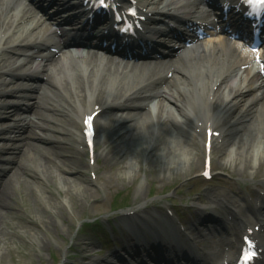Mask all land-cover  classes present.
<instances>
[{
  "label": "bare ground",
  "instance_id": "1",
  "mask_svg": "<svg viewBox=\"0 0 264 264\" xmlns=\"http://www.w3.org/2000/svg\"><path fill=\"white\" fill-rule=\"evenodd\" d=\"M12 25V21L5 18L3 7L0 6V61L8 62L5 66L0 67V96L17 94L26 99L29 94L28 86L19 83L15 87H11V90L7 89L4 87L7 78L11 79L14 74L30 77L35 71H40L46 67L48 60L45 58V60L35 61V56H44V54L37 53L38 55H35L32 38L7 37L12 30ZM14 56L23 58V68H19L20 66L16 68V65H13L16 64V57ZM26 67L29 69L22 70ZM178 70L179 75L171 78L164 94L158 99L149 97L151 92L145 84L149 77L145 81L130 84L124 82L125 80L121 78L118 72L101 73L78 70L73 82L66 77L62 79L61 74L55 77L51 76L40 87L45 93L44 101L40 100L42 110L38 113L44 121L40 126L47 130L54 129L70 134L71 141L76 145L72 157L77 161L70 159L68 162H72V164H69L66 160L64 164L68 165L63 167L64 165H59L56 160L43 162L33 160L30 166L20 164L14 166L12 173L7 178H10L12 174L19 173L21 176H19V182L24 179V181L33 184V180L23 176L24 174L30 175L39 180V184L43 186L42 189L47 187L44 191L53 194L48 188V182L54 178L50 170L55 166L57 171L62 174L64 181H77L78 184L80 183L79 185L81 183L86 184V186L81 185L82 188L78 190L73 186L74 190L67 192L71 200L76 202L77 207L86 209L91 199L98 200L102 192H105L108 197L113 196L114 199L128 196V193H123L119 188L116 189L119 184L124 183V179L120 180L118 176L117 182L119 184L117 185L115 181L112 184L111 180L106 179L104 173H113L120 168L122 163L125 174L131 171L130 164L133 161L140 166L142 155H138L136 147H144L145 144L148 169L144 172L150 181L154 177H156L155 179L161 177L166 179V176L173 180L180 175L198 173L201 167L205 165L207 157H213L214 151L217 149L227 150L230 142L231 149L228 160L224 162L227 164L223 163L218 167L224 165L230 166L231 169L233 167L234 170L241 171L242 176L254 177L258 175L264 167V95L259 100L258 95H251L249 88H244L240 81H230L225 75V64L215 58L190 56L179 61ZM149 100L154 102L156 114L151 109H133L117 115L106 111L107 106L120 102L128 109L130 104L142 106ZM127 102L130 104L125 105ZM87 103L90 107L89 112L83 107ZM93 112L95 115H92ZM71 113L76 119L70 123V129H61L57 125L51 124V121L59 122V119L54 115ZM142 114L146 117L143 116V119H141L142 117L139 119L138 116H142ZM102 115L103 117L106 116L107 119V122L103 124L99 122ZM89 116L93 117L92 121L94 125L96 124L94 131L98 137L102 138L93 148V158L96 162L94 166L85 156V151L89 148L85 139L84 120ZM247 119L250 121L243 122ZM134 128L135 130H133ZM209 129L212 131L211 137L207 136ZM232 134L234 135L233 138ZM15 135L22 136V139L30 136L39 137L32 129L27 130L22 135ZM15 135L12 137L11 134H3V137L14 138ZM44 135L48 139H62L57 135ZM129 137H133L129 146H134L133 150L131 149L134 160L128 155L122 157L121 152H124L126 146L117 144L120 139H128ZM260 137L263 138V143ZM236 138L238 139L237 142H235ZM206 142L211 147L210 156L205 154ZM98 143L103 147L101 155L96 154ZM160 146L162 147L160 153H151L158 150ZM256 148L260 150L257 159L254 153ZM0 158H4V156H0ZM255 161L258 165L255 164ZM60 162L63 160L61 159ZM181 164L184 167L180 166ZM155 167H159L160 171H157ZM87 168H91L92 175L87 172ZM249 168L252 169L251 174L248 171ZM136 177L137 175L134 174L131 179L134 181ZM7 178L0 182V223L3 222V217H8L11 213L8 210L15 207L12 204V192L5 190ZM95 181H102L104 186L102 191L99 188L93 190L89 186V183ZM32 189L37 194V189ZM138 189L139 187L136 191ZM105 203L106 200L103 198L100 206L105 208ZM44 206L45 211L39 212L40 214L52 211L50 203ZM61 219L64 220V217L61 216ZM251 219L253 220L252 215ZM47 223L50 224L47 226L53 225L50 222ZM155 227H159V225H155ZM160 227H162V232H165L164 227L162 225ZM138 232L137 238L141 235L139 230ZM261 234L264 236V231ZM38 240L39 237L37 236ZM38 242L44 243L42 240ZM130 244L133 250L136 249L137 245ZM112 255L117 260L120 259V254L115 251ZM105 260L107 262L109 258ZM141 260L143 259L141 258ZM99 262L101 263V261L95 260L91 264H100Z\"/></svg>",
  "mask_w": 264,
  "mask_h": 264
},
{
  "label": "rangeland",
  "instance_id": "2",
  "mask_svg": "<svg viewBox=\"0 0 264 264\" xmlns=\"http://www.w3.org/2000/svg\"><path fill=\"white\" fill-rule=\"evenodd\" d=\"M14 82L11 84H14ZM36 92L37 93H34L33 97L29 98L28 101L17 100L18 98L16 97L18 103L17 107L11 106L13 103H3L6 105V108H0V124H4L3 128L10 125L12 128H16V133H24L26 129H17V123L25 122L28 128L33 124L31 122L32 120H41V118L38 117V112L33 113V111L39 109L38 102L40 100L44 101L45 93L39 94V92H42L39 90ZM9 97L10 96H5V98ZM25 106L29 107L26 111H24ZM17 108L19 109L15 110ZM25 115H28L29 119H25ZM54 116L61 120L57 123L59 128L64 129L71 128L70 123L75 119V116L72 114H57ZM100 121L102 124L107 122L105 118L100 119ZM54 123L55 122L51 121V124L54 125ZM32 128L37 134L45 132L50 136L57 135L63 138V140L57 142L56 140H45L41 138L42 140L39 141L37 139L40 138L36 137H29L27 139L17 137L13 141L20 142V144L12 145V142L7 144L6 142H8V140L0 137V154L6 155L4 156L5 159H0V182L5 180L7 176L12 173L13 167H16L18 162L30 166L33 160L43 162V160L56 159L59 163L58 160L62 159L63 162L59 163L60 165L66 163V160L67 163L72 164V162H68V160L72 158L71 154L75 149V145L71 142L70 134L53 129H50V131L46 129L43 130L38 126ZM129 138L130 139L122 138L117 144H119V146H126L124 152H121L122 157L128 155L134 160V155L132 153V148L134 146H129L133 137ZM29 142L35 144L39 150L28 148ZM4 143L7 145H4ZM101 150L102 147H99L97 153L99 154ZM136 150L138 155H142L140 166L133 161L130 164L131 171L125 174L122 163L120 168L113 173H104L106 179L111 180L112 184H114V181L117 185L119 184L117 182L118 176L120 180L124 179V183L116 187V189H121L123 193H128L129 196H126L125 199L119 198V200H124V203L135 204L142 201L150 203L148 197L153 194H160L163 189H165L166 192L169 190L173 193L167 196V198L169 197L166 200L168 202L165 201V204L162 203L164 204L161 207L162 210L169 212V209H171L172 212L186 214L191 212L192 209L194 210V208L205 207L212 201L214 196H216V193L220 194L225 189L232 191L235 197H240L239 190L245 189L251 191L255 188L257 191L258 189L256 186L261 182L262 175L256 178L255 182L257 184H254L252 183L253 180L247 181L251 178H244L240 176L241 174L237 175V170L219 168L218 165L228 160V152L223 154L215 153L217 167H214L213 177L211 179L202 177L201 168L200 172L198 171V173L193 175H180L176 177L174 183H172L171 179H168L167 176L166 179L163 177L155 179L156 177H154L153 180L150 181L144 172L148 169L146 157L143 156L145 144L144 147H136ZM161 150L162 148L152 153H160ZM124 165H126V163H124ZM180 166L184 167L183 164ZM155 169L160 171L159 167H155ZM50 171H52L54 178L48 182V188L53 194L44 191L47 187L42 189L43 186L39 184V180L30 175L24 174L23 176L33 180V184L24 181V179L19 182V173H16V175L12 174L10 178H7L5 190L12 192V204H14L15 207L8 210V212L11 213L8 217H3V222L0 223V264H91V262L95 260L101 261L102 264H112V252L114 250H119V252L123 251L122 244L126 242L125 237H127L125 235L126 230L124 229L120 217L110 218L116 205L115 203L118 200L114 199L113 196L108 197L105 192H102L98 200L91 199L86 209L77 207L76 202L71 200L67 192L74 190L73 186L78 190L81 189L82 186H86V184L81 183V186L77 181H64L62 174L57 171L55 166H53ZM134 174L137 175V177L133 181L131 177ZM89 186L92 187L93 190L99 188L101 191L104 187L102 181L89 183ZM138 187L140 189L136 191ZM32 188L37 189V194L33 192L34 190ZM253 192L255 193V191ZM246 197L252 204H255V201L250 199L248 195H246ZM103 198L106 200L105 208L100 206V202ZM164 200L165 199L159 200L158 202L154 201L153 203L160 204ZM48 203L51 204L52 211L40 214L39 212L45 211L44 205ZM218 214L214 212L213 215L220 217ZM61 216L64 217L65 221L61 219ZM54 221L56 223L55 226ZM47 222L53 225L47 226L50 225ZM7 223L10 225L8 226ZM190 234L192 235V233ZM37 236L39 237L38 241L42 240L44 243H39L37 241ZM77 236L79 240L74 241V238ZM99 237L102 238L101 241L104 245L99 240ZM106 258H109V262H106V260L104 261ZM133 263L135 264V262Z\"/></svg>",
  "mask_w": 264,
  "mask_h": 264
},
{
  "label": "snow or ice",
  "instance_id": "3",
  "mask_svg": "<svg viewBox=\"0 0 264 264\" xmlns=\"http://www.w3.org/2000/svg\"><path fill=\"white\" fill-rule=\"evenodd\" d=\"M253 2L259 3L261 5H264V0H249V3H253ZM100 4L103 5L104 7H107V5L104 4V0H100ZM92 120H93V117L92 116H89V117H87L84 120V124H85V126L87 127V129L89 131H91V128H92ZM208 134H209V137H211V135H212L211 129H209V133ZM205 174L207 175L208 173H205ZM249 255L250 254L245 253V258L247 259Z\"/></svg>",
  "mask_w": 264,
  "mask_h": 264
}]
</instances>
